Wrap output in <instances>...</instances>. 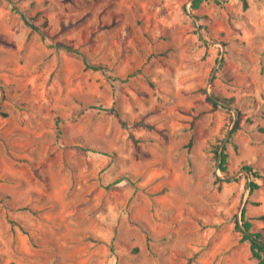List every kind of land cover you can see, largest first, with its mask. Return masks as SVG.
<instances>
[{"label": "rangeland", "instance_id": "374dc122", "mask_svg": "<svg viewBox=\"0 0 264 264\" xmlns=\"http://www.w3.org/2000/svg\"><path fill=\"white\" fill-rule=\"evenodd\" d=\"M246 1L0 0V264H257L235 227L245 208L264 235L243 169L264 175V0Z\"/></svg>", "mask_w": 264, "mask_h": 264}, {"label": "trees", "instance_id": "16d2710c", "mask_svg": "<svg viewBox=\"0 0 264 264\" xmlns=\"http://www.w3.org/2000/svg\"><path fill=\"white\" fill-rule=\"evenodd\" d=\"M11 1V0H9ZM205 1H210V0H192V8L193 9H198L201 4ZM219 2V0H215ZM245 5H247V1L245 0ZM13 9L17 10L18 12L21 13L22 17L24 18L25 22L29 24L34 30L39 32L41 37L43 39H46V33L42 28L35 23H33L32 19L29 18L24 12L18 10V8L13 5ZM53 47H56L58 49H64L65 51L69 53L76 54L80 56L86 67L92 70H107V67H105L102 64H92L88 61L86 58L85 54L79 49L75 48L70 44H65V43H57L54 44ZM213 104L215 106H219L220 103L218 100H216L214 97L211 98ZM229 102H232L230 99H225ZM239 125L238 122L235 123V126L233 130L231 131V136L238 130ZM61 131L59 130V133ZM189 145H192V140L189 142ZM82 150L84 151H92V152H97L96 150L92 148H87V147H82ZM212 152L214 153L215 158L218 160V167L219 169L223 172L224 175L229 174V163H228V152H227V146L226 144H221L217 143L213 146ZM243 169L246 170L249 176L253 178H261L264 180V175L256 170L252 165L250 164H245L243 166ZM217 181H222V179L217 176ZM260 187V183L257 182L256 180H252L249 184L250 192H254L256 189ZM235 227L237 230H239L242 233L243 240L248 241L250 244V249L252 256L257 260V264H264V235L262 231H253V223L247 218L246 216V209L244 208L242 211V223L239 220H236Z\"/></svg>", "mask_w": 264, "mask_h": 264}, {"label": "water", "instance_id": "95a60500", "mask_svg": "<svg viewBox=\"0 0 264 264\" xmlns=\"http://www.w3.org/2000/svg\"><path fill=\"white\" fill-rule=\"evenodd\" d=\"M4 98H5V90H4V88H3V86H2V84L0 82V107H1V105L3 103V101H4ZM215 99L219 101V99H217V98H215ZM221 102H223V101H221ZM223 103L226 104V102H223Z\"/></svg>", "mask_w": 264, "mask_h": 264}]
</instances>
